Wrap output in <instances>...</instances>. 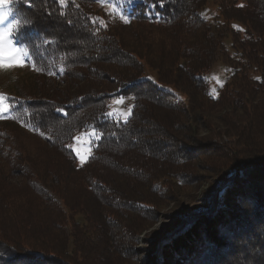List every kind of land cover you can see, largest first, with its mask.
<instances>
[{"label": "trees", "instance_id": "16d2710c", "mask_svg": "<svg viewBox=\"0 0 264 264\" xmlns=\"http://www.w3.org/2000/svg\"><path fill=\"white\" fill-rule=\"evenodd\" d=\"M209 1L12 0L43 86L0 119L1 264H121L123 239L203 183L152 233L147 264H264V0H211V20ZM218 61L228 80L212 95ZM54 74L64 86L46 87ZM127 95V120L108 116Z\"/></svg>", "mask_w": 264, "mask_h": 264}, {"label": "rangeland", "instance_id": "374dc122", "mask_svg": "<svg viewBox=\"0 0 264 264\" xmlns=\"http://www.w3.org/2000/svg\"><path fill=\"white\" fill-rule=\"evenodd\" d=\"M93 10L99 11L103 9L104 11L114 12L115 3L114 0H97L95 5H91ZM214 1H209L206 8H204V16L211 20L216 12ZM117 12V11H116ZM0 14L7 16V19L0 24V28H7L8 25H12L13 32L10 36L5 37L4 46L6 49H13V56L21 60V64L13 65L12 67L0 68V94L3 95V104L8 106L7 112L0 113V119L13 117L11 112L12 99L15 97H28V92L31 90L40 91L39 89L43 86L42 82L38 78L37 69L31 58L29 57L28 51L23 44H18L14 39V31L17 25V17L15 13L10 9L9 4H4L0 6ZM111 25L118 26L121 25L120 22L111 14L110 16ZM128 30V28H126ZM4 63H10L12 57L5 55L3 57ZM38 75V76H37ZM51 76V75H50ZM54 82L47 77L46 87L50 85L59 84V86H64L61 74L56 76L54 74ZM145 78H150V80L156 82V71L151 68H146ZM208 88L212 95H216L218 91L223 87L224 83L228 80L227 74L224 71V66H222L219 61L214 64L211 72L208 74ZM132 96H124V100L120 101V97L113 98L108 101L109 112L114 113L113 116L121 120H125L124 114L128 112L129 108L132 106ZM88 129L86 132L85 130ZM80 131V130H79ZM77 131V132H79ZM81 136L74 135L71 147H74V153L78 157V163L85 161L92 150L90 146L91 141L96 138L95 129L93 128H82ZM85 133L87 135H85ZM88 136L90 137L89 139ZM79 137V139H78ZM75 139V140H74ZM78 141V142H77ZM83 157V159H81ZM210 173H203V178L206 182H212L210 178L212 175ZM211 180V181H210ZM207 183H203L200 186L192 189L191 191H183L180 193V201L175 203H164V205L158 209L156 222L151 224L146 230L141 231L139 234H132V239L122 240V256L124 257L121 264H147V256L150 254L147 241L152 237V233L159 230L162 225L169 224L173 212L176 213L178 206L181 204L190 206L194 202V196L204 191L207 188ZM179 204V205H178ZM178 205V206H177ZM76 220L81 224L85 223V219L81 215H76ZM134 240H137L140 244H134ZM76 255L75 249L72 245L69 246L68 255ZM1 264V263H0Z\"/></svg>", "mask_w": 264, "mask_h": 264}, {"label": "snow or ice", "instance_id": "6c2138e0", "mask_svg": "<svg viewBox=\"0 0 264 264\" xmlns=\"http://www.w3.org/2000/svg\"><path fill=\"white\" fill-rule=\"evenodd\" d=\"M66 2V0H59L60 4H64ZM12 0H0V6H3L4 4H11ZM7 19V16L4 14H0V24L3 23L4 20ZM13 32V28L12 25H8L7 28H0V68H4V67H12L13 65H19L21 64V60L14 57L13 56V49H6L4 46V41H5V37H8L12 34ZM5 55H8L10 57H12V61L10 63L5 64L3 57ZM150 79V78H148ZM171 91V90H169ZM3 95L0 94V113L2 112H7L8 111V106L3 104ZM124 100V97L121 96L120 97V101L118 102H122ZM132 114V109L129 108L128 112L124 114L125 116V120H127L128 116H130ZM108 116H112L114 115V113L109 112L107 113ZM98 139V137H97ZM81 159H83V157H81Z\"/></svg>", "mask_w": 264, "mask_h": 264}, {"label": "crops", "instance_id": "0c3cea01", "mask_svg": "<svg viewBox=\"0 0 264 264\" xmlns=\"http://www.w3.org/2000/svg\"><path fill=\"white\" fill-rule=\"evenodd\" d=\"M87 130H88V129H86L85 132H86ZM76 133H77V134H76ZM76 133H75V134H76V135H79V137L82 135V134H81V133H82L81 130H80L79 132H76ZM76 135H75V136H76ZM85 135H87V134L85 133ZM95 135H96V133H95ZM79 137H78V139H79ZM89 138H90V137L88 136L87 139H89ZM74 140H75V139H74ZM77 142H78V141H77ZM90 146H91V145H90ZM71 148L74 150V147H71ZM74 151H75V150H74ZM90 153H91V152H90ZM90 153H89V154H90ZM76 156H77V155H76ZM88 156H89V155H88ZM77 158H78V157H77ZM83 162H84V161H83Z\"/></svg>", "mask_w": 264, "mask_h": 264}]
</instances>
